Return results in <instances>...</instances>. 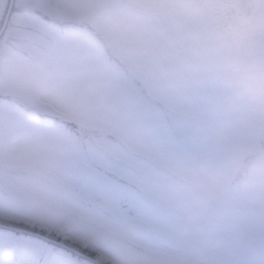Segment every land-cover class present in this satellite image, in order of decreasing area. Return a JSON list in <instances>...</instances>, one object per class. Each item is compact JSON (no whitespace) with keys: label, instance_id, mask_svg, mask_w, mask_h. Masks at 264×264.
I'll use <instances>...</instances> for the list:
<instances>
[{"label":"rangeland","instance_id":"1","mask_svg":"<svg viewBox=\"0 0 264 264\" xmlns=\"http://www.w3.org/2000/svg\"><path fill=\"white\" fill-rule=\"evenodd\" d=\"M237 7L13 0L0 225L62 245L0 227V264H264V0Z\"/></svg>","mask_w":264,"mask_h":264},{"label":"water","instance_id":"2","mask_svg":"<svg viewBox=\"0 0 264 264\" xmlns=\"http://www.w3.org/2000/svg\"><path fill=\"white\" fill-rule=\"evenodd\" d=\"M12 6V2L10 3V6H9V9H8V12H7V15L5 17V22L8 18V14L10 12V8ZM255 7V0H240V6L238 7V13L240 16L242 17H248L251 12H252V9ZM2 29H4V27H2ZM2 29H0V34L1 32L3 31ZM17 231H20V232H23V233H27V234H31V235H36V236H39V237H42L44 239H47L43 236H40V235H37L35 234L34 232H31V231H27V230H23V229H16ZM77 253V252H76Z\"/></svg>","mask_w":264,"mask_h":264},{"label":"snow or ice","instance_id":"3","mask_svg":"<svg viewBox=\"0 0 264 264\" xmlns=\"http://www.w3.org/2000/svg\"><path fill=\"white\" fill-rule=\"evenodd\" d=\"M62 264H64V262H62Z\"/></svg>","mask_w":264,"mask_h":264}]
</instances>
